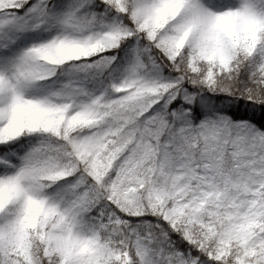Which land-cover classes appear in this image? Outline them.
<instances>
[{
  "label": "snow or ice",
  "instance_id": "obj_1",
  "mask_svg": "<svg viewBox=\"0 0 264 264\" xmlns=\"http://www.w3.org/2000/svg\"><path fill=\"white\" fill-rule=\"evenodd\" d=\"M0 264H264V0H0Z\"/></svg>",
  "mask_w": 264,
  "mask_h": 264
}]
</instances>
